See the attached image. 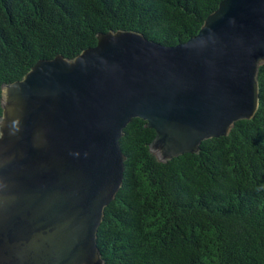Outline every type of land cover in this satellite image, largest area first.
<instances>
[{"label":"water","instance_id":"1","mask_svg":"<svg viewBox=\"0 0 264 264\" xmlns=\"http://www.w3.org/2000/svg\"><path fill=\"white\" fill-rule=\"evenodd\" d=\"M96 39L3 86L0 264H103L97 231L122 185L120 137L133 118L166 161L257 110L264 0H220L171 45L133 29Z\"/></svg>","mask_w":264,"mask_h":264},{"label":"trees","instance_id":"2","mask_svg":"<svg viewBox=\"0 0 264 264\" xmlns=\"http://www.w3.org/2000/svg\"><path fill=\"white\" fill-rule=\"evenodd\" d=\"M220 0H0L3 86L39 58H72L102 31L171 45L195 35ZM254 115L166 161L141 118L124 128V178L97 231L103 264H264V63Z\"/></svg>","mask_w":264,"mask_h":264}]
</instances>
